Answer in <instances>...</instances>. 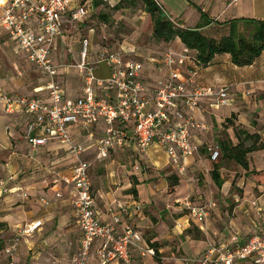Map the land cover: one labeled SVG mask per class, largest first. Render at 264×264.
<instances>
[{"label": "crops", "instance_id": "crops-1", "mask_svg": "<svg viewBox=\"0 0 264 264\" xmlns=\"http://www.w3.org/2000/svg\"><path fill=\"white\" fill-rule=\"evenodd\" d=\"M9 1L3 0L2 3L7 4ZM103 1L112 7L121 2ZM156 2L181 29L196 28L203 22L202 14L206 15L212 23L203 28L202 32L209 38L217 40L228 34L229 26L226 23L232 20L244 18L264 21V0H239L236 4H233L232 0H156ZM176 3L178 5H175ZM80 4H83L89 13L93 9L95 11L103 7V5L95 7L93 0H79L78 5ZM89 13L87 18L77 23L70 20L69 14L63 16V33L56 46L60 66L66 65L65 60L72 55L70 49H66V34L76 31L79 36L87 32L95 33L89 25ZM0 35V40L5 42L13 54L32 66L24 55L17 52L14 42L1 29ZM84 38L86 36H80L78 42L80 46ZM185 48L180 39H176L169 44L159 43V49H155L147 56L150 63L146 65L148 69L145 68L144 79L149 88L156 89L167 74V70L162 68L157 60L162 52L171 51L179 54ZM104 49L107 48L99 44L96 60L97 54ZM123 49L120 47L113 52ZM191 55L195 60L196 54L191 51ZM262 59L264 55L253 66L245 68L234 66L228 55L216 57L213 65L208 68L198 66L196 60L187 63V69L196 73V84L190 88L228 87L231 103L228 107L217 108L207 101L201 102L195 112V118L198 122L207 124L208 131L195 132L192 142L200 146V153L188 160L184 175H180L166 154L155 146L145 155L137 154L133 148L117 150L108 160H100L96 155L95 143H85L87 149L82 159L91 164L90 177L95 197V213L100 223L112 225L114 217H119L121 220V224L117 226L119 233L132 228L141 234L142 245L152 249H154L151 247L152 244L157 245L154 249L155 257H142L138 249H133L131 256L135 264H159L155 258H162L165 262L169 260L166 257H170L172 251L177 253L184 251L190 256L194 251L197 253L194 257L198 258L202 253L206 255L212 245L229 240L234 235L245 241L253 235L264 233V213L262 219L257 214V211L264 212V151L248 155L254 160L257 169L251 167L243 176H238L239 171L232 169L235 162L223 161L221 157L217 162L221 166L219 172L224 180L221 187H218L212 178L215 163L206 152L208 145L218 144L221 147L223 142L236 145L234 138L236 136L239 143L240 130L258 134L264 139V81L259 79V76L247 79L241 77L244 71L251 74V69L261 65L259 63ZM229 64L238 70H232L228 67ZM32 68L36 69L33 66ZM187 69L183 70L184 81ZM228 74L230 77L233 75L232 80L227 79ZM42 75L45 83L34 89V95L38 89L45 88L48 82L47 76L43 73ZM62 75L60 73V81L63 80ZM6 86V81L1 79L0 87L6 93L24 96L6 89ZM82 89L81 85V93L70 98L82 95ZM65 92L69 97L68 92ZM26 125L25 116H9L0 112V264L10 263L6 249L18 237L21 228L34 222H41L42 226L33 235L21 239L15 253L14 264H72L80 251L83 234L71 200L72 187L66 179L71 178L77 160L54 141L45 147L34 149L25 139ZM95 130L98 137L101 134L100 130ZM74 133L78 141L85 142V133L79 130ZM140 157L142 161L138 168L137 161ZM226 162L231 163L232 168L229 169ZM144 164L154 166L155 170L145 172ZM168 175L179 178V185L172 193L166 179ZM202 180L204 185L196 184V181ZM239 189L243 191L241 197L236 193ZM58 193L62 195L61 198L56 197ZM192 194L200 195L198 199L205 196L207 201H212L213 196L218 195V199L215 200L217 207L205 224H191L189 216L182 209L181 203L188 200ZM230 195L236 203L234 209L229 208ZM42 199L50 204L44 205ZM253 202L257 204V208L251 206ZM177 223L182 224V229L176 227ZM191 227L197 229L202 239L192 240L184 235ZM173 241L179 243L173 244ZM99 244L100 242H97L96 246ZM89 264L100 262L93 257ZM238 264L253 263L245 261Z\"/></svg>", "mask_w": 264, "mask_h": 264}, {"label": "built area", "instance_id": "built-area-1", "mask_svg": "<svg viewBox=\"0 0 264 264\" xmlns=\"http://www.w3.org/2000/svg\"><path fill=\"white\" fill-rule=\"evenodd\" d=\"M238 1L232 0V3ZM78 3L79 0H10L7 4L0 3V29L14 42L17 52L48 78L45 88L29 97L8 94L0 87V112L26 117L25 139L34 149L54 141L77 160L71 178L66 179L72 187L71 200L83 234L80 251L72 264H89L93 257L100 264H135L131 256L133 249H138L142 257H155L156 252L142 245L143 239L138 231L127 228L119 233V217H114L112 225L98 220L90 177L91 164L82 159L87 149L85 143H95L100 160H108L117 150L133 148L137 154L145 155L155 146L166 154L178 173L184 175L188 160L200 153V146L192 142L195 132L208 131L207 124L196 120L195 112L204 101L217 108L228 107L230 90L224 86L190 88L196 84V73L187 69V63L195 61L187 48L179 54L162 52L157 60L167 74L156 89H151L144 79L145 63L132 59L136 54L132 49L103 50L97 54L96 62L90 63V43L84 38L77 64L82 95L68 97L59 78L56 46L63 33L65 14H69L74 23L88 17V9ZM101 64L111 70L108 79L100 80L94 76L95 67ZM185 68L188 70L186 81L182 80ZM95 129L100 130L98 137ZM76 130L85 133V142L76 139ZM206 152L212 162H218L222 157L218 144L208 145ZM56 197L62 195L58 193ZM41 202L46 206L50 204L43 199ZM181 205L191 224H205L217 206L216 203L196 206L190 200ZM252 205L257 206L256 203ZM41 226V222H34L21 228L18 237L6 249L9 264H14L21 239L33 235ZM176 227L182 229L183 226L177 223ZM97 242L100 244L96 246ZM245 261L264 264V233L245 241L234 235L212 245L203 259L204 264Z\"/></svg>", "mask_w": 264, "mask_h": 264}, {"label": "rangeland", "instance_id": "rangeland-1", "mask_svg": "<svg viewBox=\"0 0 264 264\" xmlns=\"http://www.w3.org/2000/svg\"><path fill=\"white\" fill-rule=\"evenodd\" d=\"M175 5L178 4L176 3ZM89 14V25L95 30V33L87 32L82 33L80 36H86V38L89 40L90 63H93V61L96 60V52L99 48V44H101L107 48L104 50H108L110 52L116 51V49H119L120 47L132 49L133 52L136 53L132 59L146 63L145 68L148 69V66L146 65H148L150 61L147 60V56H149L150 53L152 54L155 49H159V43L153 37V23L150 16L145 13L144 5L141 0H137L135 2V7L121 10H114L111 5L105 3L101 9L95 11L93 9V11ZM80 36L77 35V31L75 33L72 32L66 34V49H70L72 55H69L68 59L65 60L66 65L60 66L59 68V72L63 74V80L61 81L62 86L64 87L65 91L68 92L69 97H73L74 95H79L81 93L80 88L82 83L77 70L81 49V46L78 43ZM259 64L261 65H256L253 69H251L253 72H251V74H247V71L242 70L244 72L241 73V77L247 79L251 76H259V79L264 81V59L260 60ZM230 66L231 65L229 64L228 67L232 70H238ZM110 75L111 70L106 65H98L95 67L94 76L97 79H108ZM229 78L232 80L233 75L230 77L228 74L227 79L229 80ZM1 79L6 81V89L28 97L34 95L33 91L36 87L41 85L43 86L45 83L41 71L32 68V66L28 65L20 57L13 54V52L9 50L3 40H0V80ZM234 142L235 144H238L236 141V136L234 138ZM249 145H251V142L246 143V146ZM251 158L252 157H248L250 168L253 167L254 169H257V165H255L254 160H251ZM141 161L142 158L140 157L137 161L138 168L141 166ZM226 165L229 169L230 167L232 168L231 163L226 162ZM143 167L145 172H151L152 170H155V167L150 164H144ZM233 167L234 168L232 169H234V171H239L238 176H243V174H245V170L237 164L234 163ZM166 179L169 183V191L172 193L175 188L171 186V181L173 178L171 175H168ZM196 184L204 185L203 180L201 182L196 181ZM236 193H238V195L241 197V193H243V191L239 189ZM199 196L200 195L198 194H192L188 197V200H190L193 205L204 206L210 203H216L215 200L218 199V195H214L212 201H207L205 196H202L203 199H198ZM229 198L231 205L229 208L234 209L236 205L235 200L231 195ZM253 203H251V206L253 208H257L258 206L254 207L252 205ZM263 213L264 212L257 211L258 217L260 219L263 218ZM250 216L252 215L250 214ZM193 227H191L193 232L189 233V231H186L184 235L190 237L192 240H195L197 239V236H199V233L197 232V229H194ZM200 239H202L201 236ZM177 242L179 243V241H173V244ZM170 253H172L170 254V257H166L169 258V260H166L165 262L162 260V258H155V260L159 264H204L203 259L205 253L199 255L198 258L194 257L197 255V253H194V251L192 256L188 255L184 251H180L178 253L176 251H172ZM199 260H201V262H199Z\"/></svg>", "mask_w": 264, "mask_h": 264}, {"label": "trees", "instance_id": "trees-1", "mask_svg": "<svg viewBox=\"0 0 264 264\" xmlns=\"http://www.w3.org/2000/svg\"><path fill=\"white\" fill-rule=\"evenodd\" d=\"M94 6L104 5L103 0H93ZM137 0H121L114 6V10L135 7ZM144 11L148 14L153 23V37L159 43L169 44L176 39L196 54V62L202 68H208L218 56L228 55L230 62L238 67L245 68L255 64L264 55V21L254 19H235L228 23V34L217 40L209 38L202 32L203 28L211 25L207 16L202 14L203 22L196 28H178L164 12L156 0H141ZM127 4V5H126ZM222 25V24H221ZM239 143L233 145L231 142L221 143L222 160L233 161L245 171H250L248 155L258 151H264V139L258 134H251L246 130H240ZM251 145L246 146V143ZM212 178L218 187H221L224 180L219 172L221 166L214 162ZM254 172V171H253ZM251 172V173H253ZM171 186L179 185V178L172 176ZM196 229V228H194ZM193 232L190 230L189 233ZM200 239V236H197ZM154 249L156 244H152Z\"/></svg>", "mask_w": 264, "mask_h": 264}, {"label": "snow or ice", "instance_id": "snow-or-ice-1", "mask_svg": "<svg viewBox=\"0 0 264 264\" xmlns=\"http://www.w3.org/2000/svg\"><path fill=\"white\" fill-rule=\"evenodd\" d=\"M3 2V0H0V3H2Z\"/></svg>", "mask_w": 264, "mask_h": 264}]
</instances>
